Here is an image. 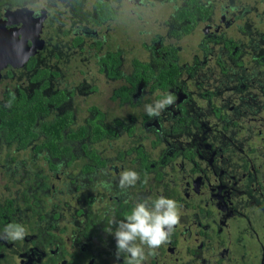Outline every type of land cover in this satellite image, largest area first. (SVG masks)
<instances>
[{"label":"flooded vegetation","instance_id":"af4514ba","mask_svg":"<svg viewBox=\"0 0 264 264\" xmlns=\"http://www.w3.org/2000/svg\"><path fill=\"white\" fill-rule=\"evenodd\" d=\"M130 1L140 7L143 16L135 14L137 19L151 15L154 17L152 23L159 28L151 37L153 49L149 44L142 43L143 50L148 52L147 59L138 58L140 50L130 57L128 49L118 47L120 45L109 46L107 40L111 35L107 40L105 37L112 21L92 28L76 25L74 34L85 37L81 45L88 52L92 50V55L104 54L107 50L120 51L124 61L122 67L126 70L133 69L135 60L147 61L151 55L165 59L167 50L171 49L178 58L171 60L179 63L181 68L191 64L189 70L182 69L177 83L172 84L168 91L176 96L175 102L178 95L173 88L180 87L184 91L186 99L182 101L183 108L175 117L163 110L159 116H152L149 122L142 124L141 114L147 112H142L141 103L131 105L133 107L125 104L128 111L121 115L114 112L110 119L98 106L92 107L106 115L105 122L116 128L118 138L122 135L128 138L95 143V150L105 163L103 167H94L90 173L84 174L77 166L61 164L58 159L51 161L55 170L50 172V166L44 160L48 169L42 173H54L55 177L49 181L36 178L31 184H46V191L51 195L64 194L71 198L51 203L46 212L50 216L58 213V216L52 217L55 226L49 232L39 228L41 220L37 225L30 224L32 215L21 213L22 210L17 207V215H12L16 217L17 224L26 228L27 235L20 241L5 239L6 242H0V264H123L125 254L122 253L117 260L116 241L108 232L109 229L115 231L112 221L118 218L114 208H117L118 201H127L132 210L136 203L148 201L151 204L160 196L177 202L180 221L168 241L154 253L150 254L145 248L147 258L143 264H264V0L260 6L258 0H197L199 5L211 9L206 19L197 15V23L187 18L192 12L189 0ZM107 2L113 8L112 2L119 6L118 10L115 9L118 17L126 14L119 13L122 11L121 0ZM59 6L46 0H36L33 4L12 9L2 6L5 9L0 14V24L1 20L10 21L6 17L8 11L15 13L13 23L5 27L16 29L12 33L21 30L28 46H31L36 44L37 26L41 25L39 40H43L46 24L54 20ZM179 14L181 18L185 17L178 20ZM189 24L194 27L190 31ZM51 26L54 27L55 23ZM202 27H209L211 32L201 31ZM48 37L59 43L58 56L64 62L67 56L63 55V50L75 51L72 50L73 38L63 36L61 29H50ZM94 40L101 41L99 47L94 45ZM21 44L11 50L18 59H22L28 51ZM41 48L29 57L35 58L36 64L48 60L44 56L47 52L42 58L36 56ZM154 49L158 52L156 55ZM184 51L189 54L186 63L179 55ZM29 58L21 67L7 63L0 75L8 71L16 76L18 69L24 68ZM87 58L90 57L85 55L84 59ZM61 78L52 79L50 85L62 84ZM88 79L84 83L88 84ZM17 80L19 82L20 79L17 77ZM25 81L30 90L45 84V81L39 85L30 83L28 78ZM92 92L96 91H89V95ZM206 95H209L208 99H205ZM202 98L204 101L197 102ZM110 100L115 103L111 97ZM83 112V117H91L92 110L85 108ZM116 119H120L122 124L114 126ZM153 120L159 123L162 132L155 129ZM129 121L133 124L139 122L134 126L132 135L129 134ZM148 123L149 134L146 135L143 132ZM134 137L138 139L137 143L133 142ZM158 138L159 143L151 142H157ZM139 148L142 151L138 152ZM77 149L80 151L79 146ZM166 150L170 152L166 154ZM120 152H127L123 160L117 158ZM142 159L150 161L147 165L150 181L146 188L133 192L130 189L105 192V188L100 186V182L104 181L114 183L120 189L115 174L128 169L142 174V170L147 168ZM25 163L34 167V158L29 156ZM157 164L160 165L158 169L162 179L155 184L154 169ZM13 167L0 163V169L11 171ZM15 175L13 173V177ZM160 184L167 187L164 193L152 194L150 199H146L145 191L153 190ZM6 220L10 221L8 217Z\"/></svg>","mask_w":264,"mask_h":264},{"label":"trees","instance_id":"16d2710c","mask_svg":"<svg viewBox=\"0 0 264 264\" xmlns=\"http://www.w3.org/2000/svg\"><path fill=\"white\" fill-rule=\"evenodd\" d=\"M34 1L36 0H0V14L5 8L12 9L17 6H26L33 4ZM46 1L60 5L58 7L59 12H55V18L52 17L54 20L47 22V32L44 33L41 51L39 50V54L36 53V56L42 58L47 52L44 56H47L48 60L36 64V59L32 57L26 62L24 68L18 69L16 76L8 71L0 76V163L15 166L11 171L0 169L1 179L7 181L0 186V230L4 229L3 227L7 224H17L16 217L14 218L12 213L15 214L18 207L22 210H19L21 213L32 215L30 224L37 225L41 220L43 222L39 223V228L49 232V229L55 226L53 218H56L58 213L50 216L45 211L47 205L44 199L49 195L46 191L48 185H32L31 182L40 177L48 181L50 178L55 177L54 173H50L55 170L51 161L57 159L61 160V164L79 167L84 174L93 172L96 166L103 167L105 161L95 150V143H106L111 139L116 140L118 138L116 128H112L109 125L110 123L105 122L106 115L99 109L92 108L95 106L94 104L86 103L84 100L90 97L89 91L97 92V86L84 83L86 79L84 76L85 69L79 68L71 72L69 70L71 67L67 65L68 59L66 58L64 62L58 56L59 43L51 37L47 38L50 29H61L63 36L73 38L72 50H75L73 53L80 56L86 51L85 47H81V43L86 39L82 35L74 34L73 29L77 28L76 25L92 28L111 21L114 22L118 18L117 11L107 0H95L92 2L91 8H86L90 0ZM193 5L194 7H192ZM2 6L5 8L2 9ZM190 9H192V12H189L187 18L196 23L198 21L197 15L201 16V19H206L211 10L206 6L199 5L197 0H189ZM178 17V20H181L185 16L181 18L179 14ZM94 22L95 24H92ZM52 23H55L54 27L51 26ZM193 28L189 24V31ZM94 42L96 47L101 44L100 40H94ZM169 50H167L165 59L161 56H152L149 61L135 60L134 67L131 70L123 69L124 61L120 57V51L107 50L104 54L92 55L93 67H98L96 70L105 74L108 79L120 78L122 82L114 88L111 98L120 106L124 107L127 104L133 107L131 105L135 106L140 103V101L135 103L132 100V96L139 85H142L149 92L155 93L156 100H160L166 94H169L170 86L177 83L182 69L189 70L191 68V64H189V67L186 65L181 68L179 63L172 61L171 59L178 60V58L175 52ZM239 50L243 52L242 48ZM81 59L83 60V58ZM81 75L84 76L82 79L79 78ZM58 76H62V84L50 85L49 81ZM17 77L20 79L19 82ZM27 78L30 83L39 85L41 81H45V84L40 88L35 86L30 90L26 85L25 80ZM68 80H71V82L68 83ZM172 95L176 98L174 94ZM79 96H83L84 99H78ZM81 104H84L88 111L92 110L91 117H83L84 112L79 109ZM141 115L142 124L149 122L152 117L147 113ZM138 123L135 122V124L131 123L129 125L130 135L134 133V126ZM113 124L114 126L121 125L122 121L116 119ZM143 134L145 133L143 132ZM159 140L160 138L157 142L154 140L151 142L157 144ZM137 141V138L133 139L134 143H137ZM77 146L80 147V151H78ZM140 151H142V148H139L138 152ZM127 152H120L117 158L123 160ZM22 153H27L28 157L33 158H35V155H39L49 164L51 175L44 174L41 171L39 173L34 172L32 167L25 163V158L20 157ZM137 156H141V154L137 153ZM141 161L146 166L150 162L144 159ZM159 166V164L155 165L154 169L156 172L154 176L155 184L162 179V175H159ZM148 170L150 168L147 166L145 170H142L143 173L139 174V180L136 184L124 189H130L133 192L146 188L150 181L147 174ZM13 173H16L14 177ZM18 173H23V175H18ZM115 176L118 177L116 181L119 184L120 174H115ZM109 184L111 188L110 190L105 189V192L122 190L121 188L118 189V185L114 183ZM14 191H17V193L15 194ZM114 209V213L118 218L117 222L120 221L119 218H125L124 214L128 215L131 212L127 211L131 210V206L127 201H118V206ZM7 217L10 219L9 222L6 220Z\"/></svg>","mask_w":264,"mask_h":264},{"label":"rangeland","instance_id":"374dc122","mask_svg":"<svg viewBox=\"0 0 264 264\" xmlns=\"http://www.w3.org/2000/svg\"><path fill=\"white\" fill-rule=\"evenodd\" d=\"M95 0H90L89 4H87L86 8H91L92 6V2H94ZM262 0H258V5L260 6V2ZM122 2V11H119V13L121 12H126V14H123L121 16H119L117 19H121L118 21H114L111 22L109 25V29L107 32V36L105 37V39H108L109 34L111 35L110 39H108V43L109 46L111 48H114L116 45H120L118 47L122 48L124 47V49H128L130 51V57L132 55H137V53H140L137 55L138 58H141L142 60L147 59L146 57L148 56V52L144 51L145 49L142 47V43H145L146 45H150V47L153 49V46L151 44V37L153 36V34L159 29L156 23H152L154 20V17L149 15V16H144L142 17V20L137 19V17L135 16V14H141V10L140 7L138 8V5H134L132 4V2L130 0H121ZM112 5L114 6V8L116 10H118L119 6L115 4V2H112ZM261 8H259L260 11ZM142 15V14H141ZM143 16V15H142ZM128 18V19H127ZM160 23V22H159ZM264 28V26H262ZM201 31H204L206 33H210V28H201ZM145 32V33H144ZM103 33L105 34V30L103 31ZM101 34V33H100ZM190 41V40H189ZM187 43V42H186ZM81 47H85L84 45ZM127 47V48H125ZM187 48V47H186ZM85 49H87L85 47ZM144 49V50H143ZM157 49V48H156ZM153 50L154 55H156L158 52H155V50ZM87 51V50H86ZM86 51L83 54H80V56L77 53H71L68 52L66 50H63V55L67 56L66 58L67 60V65L70 66L71 68L69 70H71V72L76 71V69H85L86 70V74L84 75L86 78L88 79V82L90 85H96L99 87V91L95 92V93H91L90 97L87 98H83V96H79L78 99L82 100L84 99L86 101V103H91L94 104L96 106H98L102 111H105L108 114V118L110 119L113 116V113L116 112L117 114H123L124 111H128V109L124 106H118L116 104V102H112L110 100V97L112 95V92L114 90V88H116V86H118L119 84H121V80H110L107 77H105L104 74L102 73H98L96 72V69H98V67H93L92 66V60H93V56L91 57L90 55L93 54L92 50H89L88 54H86ZM85 55H87L88 57H90L89 59H84ZM181 59L183 60V62H187L188 58H189V54L184 51L182 53L179 54ZM152 55L150 56L151 59ZM65 58V59H66ZM83 58V60L81 59ZM127 59V58H126ZM149 59V60H150ZM95 60V59H94ZM148 60V61H149ZM128 70V69H127ZM84 76H79L80 79H82ZM71 80H68V83H70ZM67 83V85H68ZM173 91L178 95V100L176 102H174V104L170 105V106H166L164 111L167 112H171L172 115H174V117L178 114V112H180V110L183 108L182 105V101L185 98V93L184 91H182L179 88H173ZM207 97H205V99H208L209 95H206ZM155 93H151L149 92V90L145 89L144 87H142V85L138 86V89L136 90V92L134 93V95L132 96V99L134 102H136L138 99L141 100V110L143 113H145V105L146 104H153L155 102ZM147 100H151L150 103H147ZM200 101H204V99H199L197 102ZM83 105V106H82ZM84 104L79 105V109H81L82 111L84 110ZM131 112H134L132 110H130ZM264 112V110L262 111ZM260 113V111H259ZM152 122H154V127L155 129H157L158 132H162V128L160 129L159 127V123L156 120H153ZM150 125L149 123L146 125V130H145V134H149L147 128L149 129ZM121 131V130H120ZM123 133L125 134V131H123ZM120 135H122V133H120ZM122 138H118L120 141L124 140L125 138H128V136L122 135ZM170 151L166 150V154H168ZM26 155V156H25ZM20 157H24L26 160L29 158L27 153H22V156ZM34 172H38L41 171H45L48 169L45 161L40 157H35L34 158V167H32ZM159 175H161V172L159 171ZM160 177V176H159ZM4 180L1 179L0 177V186L4 185ZM59 187V186H57ZM167 187L162 186L161 184L154 187L153 190H146L145 191V197L146 199H150L152 194H162L164 193L165 189ZM58 194V193H57ZM60 195V196H59ZM71 196H65L64 194H58V196L56 195H51V192L49 193V195L47 197H45V204L47 206H45L46 210L48 211V209L51 208V203L53 202H63V201H68L70 200ZM0 242H6L5 239H0Z\"/></svg>","mask_w":264,"mask_h":264},{"label":"clouds","instance_id":"9594fccd","mask_svg":"<svg viewBox=\"0 0 264 264\" xmlns=\"http://www.w3.org/2000/svg\"><path fill=\"white\" fill-rule=\"evenodd\" d=\"M137 101L141 103L140 99ZM146 102L150 103L151 100ZM174 102V96L166 94L163 99L157 100L153 104H146L145 111L149 116H159L166 106H170ZM138 180L139 174L136 171L125 170L120 174L119 187L124 189L134 186ZM100 186L109 190L111 188V185L104 181L100 182ZM180 215L177 202L164 196H160L151 204L148 201L136 203L130 214L126 215L123 220L112 221L115 231L111 229L108 231L116 241L115 256L117 260L123 253L125 254L123 264H143L147 258L145 248L152 254L166 243L175 226L178 225ZM26 235L27 230L23 225L13 223L4 228L0 239L14 242L23 240Z\"/></svg>","mask_w":264,"mask_h":264},{"label":"water","instance_id":"95a60500","mask_svg":"<svg viewBox=\"0 0 264 264\" xmlns=\"http://www.w3.org/2000/svg\"><path fill=\"white\" fill-rule=\"evenodd\" d=\"M20 12V11H19ZM31 14V12H29ZM13 12H7L6 13V17L10 18L8 20H1V24H0V27L2 29H0V71L2 70V68L4 66H6L7 63L11 64L12 66L14 67H21L24 62L31 56L35 53V51L38 49V48H41L42 47V43H43V40H39V31L41 29V25L39 24L37 27V31H36V44H33L31 46H28L27 42L25 41L26 39L24 34L21 32V30H18V32H14V33H11L12 30H16V29H6V25L7 24H12L13 23V19H12V16H15L16 14L14 13L13 15ZM11 15V16H9ZM40 21V19L38 20ZM24 26V25H22ZM21 26V28H22ZM21 28H17V29H21ZM6 31V32H3ZM6 36V37H5ZM21 42L23 43V45L21 44ZM22 45L24 46L25 48L28 49V51L25 53V55L23 56L22 59H18L16 57H12L10 56L8 53L11 52L12 49H16V47L18 45ZM1 76V75H0Z\"/></svg>","mask_w":264,"mask_h":264},{"label":"bare ground","instance_id":"6f19581e","mask_svg":"<svg viewBox=\"0 0 264 264\" xmlns=\"http://www.w3.org/2000/svg\"><path fill=\"white\" fill-rule=\"evenodd\" d=\"M14 32H15V31H14ZM11 33H12V32H11ZM8 54H9L10 56L14 57V55H12V52H9Z\"/></svg>","mask_w":264,"mask_h":264}]
</instances>
